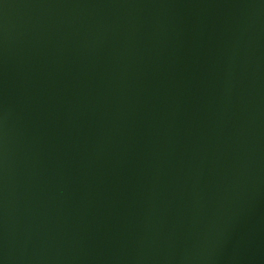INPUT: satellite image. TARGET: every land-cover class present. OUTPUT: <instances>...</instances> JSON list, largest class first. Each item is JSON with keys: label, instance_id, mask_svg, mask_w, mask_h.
Segmentation results:
<instances>
[{"label": "water", "instance_id": "water-1", "mask_svg": "<svg viewBox=\"0 0 264 264\" xmlns=\"http://www.w3.org/2000/svg\"><path fill=\"white\" fill-rule=\"evenodd\" d=\"M0 264H264V0H0Z\"/></svg>", "mask_w": 264, "mask_h": 264}]
</instances>
